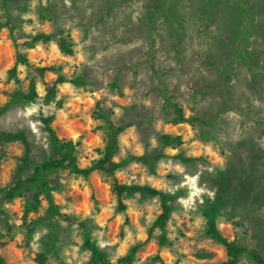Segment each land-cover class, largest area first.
<instances>
[{
  "label": "rangeland",
  "instance_id": "374dc122",
  "mask_svg": "<svg viewBox=\"0 0 264 264\" xmlns=\"http://www.w3.org/2000/svg\"><path fill=\"white\" fill-rule=\"evenodd\" d=\"M9 8L19 18L17 37L63 26L72 35L74 53H64L55 41L17 47L9 29H0V107L12 90L29 86L27 67L17 50L35 65H60L69 80L80 75L85 82L61 84L56 100L45 104L44 85L38 81L40 98L0 115L1 128L28 133L36 160L50 150L41 112L56 116L53 125L60 136L80 140L81 166L98 158L106 137L103 120L94 118L98 103L117 122L129 119L126 106L135 107L136 124L121 133L117 160L145 151L146 129L152 147L157 145V133L183 138L181 145L167 149L169 156L155 172L135 161L113 176L102 171L88 177L69 170L51 174L61 211L87 219L110 264H122L119 259L138 243L142 246L133 264H160L155 259L158 251L167 264H223L227 251L208 234L202 211L208 198L219 204L222 233L264 257V0H9ZM6 20L0 5V22ZM16 62L20 84L8 75ZM57 75L48 71L45 80ZM116 76L121 90L112 86ZM168 97L184 108L186 116L215 120L217 137L206 124L167 122ZM4 148L2 185L11 181L23 154L19 142ZM178 153L200 159L187 166L174 158ZM222 172L223 186L218 179ZM115 178L149 183L172 194L165 246L159 247L161 230L153 226L159 198L125 199L127 210L120 211L112 190ZM3 207L13 227L8 229L0 214V240L5 242L1 252L7 261L97 264L83 246L78 224L62 218L55 250L40 263L38 253L49 247L48 226L39 224L27 238L24 200L5 202ZM46 208L43 201L28 221L44 215ZM239 264L256 263L244 253Z\"/></svg>",
  "mask_w": 264,
  "mask_h": 264
},
{
  "label": "trees",
  "instance_id": "16d2710c",
  "mask_svg": "<svg viewBox=\"0 0 264 264\" xmlns=\"http://www.w3.org/2000/svg\"><path fill=\"white\" fill-rule=\"evenodd\" d=\"M0 2L1 7L5 10V14L7 15V20L5 22H0V29L5 27L9 29L10 35L17 47L20 45L33 47L38 43L55 41L64 53H74L72 35L63 26L57 27L51 32L39 31L22 38L17 37L14 31L18 27L19 18L13 16L9 8V0H0ZM17 55L24 61L27 67L29 86L27 90L20 87L12 90L9 93V98L6 103L0 107V115L6 113L16 105L28 106L40 98L41 96L37 87L38 81H41L44 85L45 94L42 99L45 104H50L56 100L61 84L68 81L75 84L85 83L80 75L69 80L61 72L62 67L60 65H35L19 50H17ZM18 64L19 63L16 62L8 71L9 78L16 84L22 82V79L18 76ZM48 71L56 72L58 74L57 77L52 81H46L45 74ZM112 86L121 90L117 76L114 78ZM166 102L171 110L170 114L168 113V116L165 117L167 122L173 124L187 122L191 125H196L198 123L206 124L211 127V132H214L212 137H217L215 134L217 126L215 120L210 122L196 115L186 116L184 108L178 102L173 101L170 97L167 98ZM134 109L135 107L133 106H126L124 110L126 114L129 115V119L117 122L111 117V111L98 103L97 109L94 112V118L103 120V128L106 131V137L104 139V146L99 149L100 156L94 159L88 166H81L78 160V146L81 143L80 140L60 136L56 131L53 125L56 118L55 115H46L41 112L39 116L47 132L50 145L49 153L41 160L35 159L32 141L24 129L9 130L0 127V165L7 156V151L4 148L6 144L19 142L23 147V154L11 181L6 185L0 183V214L4 216L8 229L12 230L13 227L10 224V216L3 207V204L20 198L24 200L23 222L26 227L27 238H31L32 232L39 224L48 226L49 247L38 253L37 259L40 263H44L46 255L55 250V243L58 241L61 230L59 219L62 218L70 224H78L83 236V246L90 251V259L92 262L97 264H110L107 252L93 239L87 225V219H82L78 216L69 215L61 211V206L57 203L55 198L54 192L56 186L52 183L50 176L52 173L59 170H69L84 177H88L95 171H102L113 176L116 171L127 167L130 163L135 161L145 164L149 170L155 172L158 163L163 158L169 156L167 149L181 145L183 143V138L181 135H173L167 132L157 133V145L152 147L149 139L150 131L146 129L142 133L146 147L145 151L142 154L131 153L127 157L117 160L116 156L120 149L121 133L128 127L136 124V114L133 113ZM174 158L180 160L187 166L192 165L200 159L199 157L187 156L183 153L175 154ZM225 174V172H222L221 176L218 178L220 179L221 186H223L222 179ZM112 190L117 197L118 209L120 211L127 210L125 199L135 196H139L142 199L158 197L160 201V212L154 220L153 226L161 230L158 240L159 247L162 248L169 242L167 225L174 209L172 203L173 196L170 192L149 183H127L121 182L116 178L112 183ZM43 201L47 203L45 214L38 216L34 220L28 221L30 214L39 212ZM202 211L206 216L208 234L223 245L227 251V259L223 264H239L241 256L244 253L249 254L256 264H264V257L256 249H249L242 246L236 240H231L222 233L217 221L219 204L216 200L208 198ZM126 221H129L128 217ZM4 243V241L0 240V264H18L6 260L1 252V247ZM141 246V243L132 246L129 252L119 259V262L122 264H133L135 262L136 253ZM155 259L158 260L160 264H167L159 251Z\"/></svg>",
  "mask_w": 264,
  "mask_h": 264
}]
</instances>
